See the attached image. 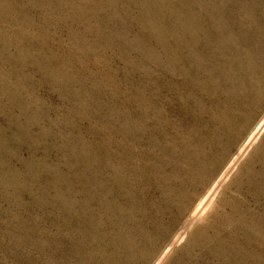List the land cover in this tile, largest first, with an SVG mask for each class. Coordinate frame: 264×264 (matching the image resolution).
<instances>
[{
    "label": "rangeland",
    "instance_id": "374dc122",
    "mask_svg": "<svg viewBox=\"0 0 264 264\" xmlns=\"http://www.w3.org/2000/svg\"><path fill=\"white\" fill-rule=\"evenodd\" d=\"M263 116L264 0H0V264H264Z\"/></svg>",
    "mask_w": 264,
    "mask_h": 264
},
{
    "label": "bare ground",
    "instance_id": "6f19581e",
    "mask_svg": "<svg viewBox=\"0 0 264 264\" xmlns=\"http://www.w3.org/2000/svg\"><path fill=\"white\" fill-rule=\"evenodd\" d=\"M264 129V116L263 118L259 121V123L257 124V126L253 129V131L249 134V136L244 140L243 144L240 146V148L237 150V152L235 153L234 158L230 161V163L226 166V168L224 169V171L222 172L219 180H217V182L213 185L210 193L208 194V197H206V199H204L199 206L197 207V209L193 212L192 215V221H196L198 220L200 214L206 209L207 204L210 202L211 197L215 196L217 194V192L222 188L224 182L230 177L231 174H233V171H235V169H237L236 167L238 166L239 162L241 161V159L247 155V153L250 151V149L253 147V145L255 144V142L257 141L261 131ZM185 229V228H184ZM183 230V229H182ZM187 233V232H186ZM181 235V233H179ZM179 241V239L177 240ZM176 241V242H177ZM174 242V241H173ZM174 242V243H176ZM171 244H170V248H168L163 255L161 256V258L157 261L156 264H161L164 259L167 257V255L169 254V252L171 251Z\"/></svg>",
    "mask_w": 264,
    "mask_h": 264
}]
</instances>
